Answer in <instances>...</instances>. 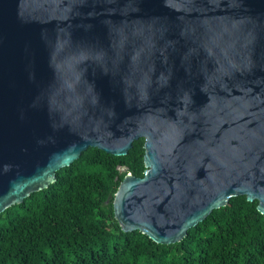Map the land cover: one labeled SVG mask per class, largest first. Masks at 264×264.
Segmentation results:
<instances>
[{
	"label": "water",
	"instance_id": "1",
	"mask_svg": "<svg viewBox=\"0 0 264 264\" xmlns=\"http://www.w3.org/2000/svg\"><path fill=\"white\" fill-rule=\"evenodd\" d=\"M138 138L122 231L173 244L240 195L264 215V0H0V213Z\"/></svg>",
	"mask_w": 264,
	"mask_h": 264
},
{
	"label": "trees",
	"instance_id": "2",
	"mask_svg": "<svg viewBox=\"0 0 264 264\" xmlns=\"http://www.w3.org/2000/svg\"><path fill=\"white\" fill-rule=\"evenodd\" d=\"M143 142L123 156L88 147L54 183L0 213V264H264V215L244 195L173 244L121 230L112 200L126 172L143 176Z\"/></svg>",
	"mask_w": 264,
	"mask_h": 264
}]
</instances>
